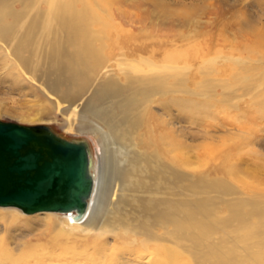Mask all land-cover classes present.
Masks as SVG:
<instances>
[{"label":"bare ground","instance_id":"bare-ground-1","mask_svg":"<svg viewBox=\"0 0 264 264\" xmlns=\"http://www.w3.org/2000/svg\"><path fill=\"white\" fill-rule=\"evenodd\" d=\"M28 1L0 0V59L80 108L76 131L93 142L95 184L81 220L76 213L0 208L8 240H19L12 229L20 222L30 229L15 248L3 240L4 263L181 264L184 249L194 264H264V196L239 197L210 174L180 170V131L166 128L163 115L184 103L197 106L167 99L175 77L162 59L145 55L146 45L101 37L93 17L76 10L80 0H60L56 25L47 17L54 0L34 13Z\"/></svg>","mask_w":264,"mask_h":264},{"label":"rangeland","instance_id":"rangeland-1","mask_svg":"<svg viewBox=\"0 0 264 264\" xmlns=\"http://www.w3.org/2000/svg\"><path fill=\"white\" fill-rule=\"evenodd\" d=\"M45 1L26 5L34 13L46 8ZM59 4L54 0L47 14L51 25H56ZM75 8L93 17L104 39L146 45L145 55L161 58L167 75L175 77L167 84L168 100L196 101L197 108L184 103L181 111L171 108L163 115L166 128L180 131L183 173L196 178L210 174L239 197L264 196V0H80ZM68 106L0 59L1 121L46 126L67 140L87 139L93 145L76 131L80 108ZM25 226L13 227L15 241L8 240L0 223V247L3 240L15 248L29 239ZM0 264H5L1 254ZM181 264H194L184 249Z\"/></svg>","mask_w":264,"mask_h":264},{"label":"water","instance_id":"water-1","mask_svg":"<svg viewBox=\"0 0 264 264\" xmlns=\"http://www.w3.org/2000/svg\"><path fill=\"white\" fill-rule=\"evenodd\" d=\"M92 165L84 140L0 120V208L76 213L81 220L93 194Z\"/></svg>","mask_w":264,"mask_h":264}]
</instances>
